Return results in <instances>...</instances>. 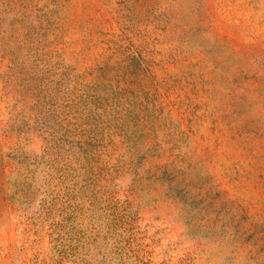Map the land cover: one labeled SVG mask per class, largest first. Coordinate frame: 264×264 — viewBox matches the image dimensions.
<instances>
[{
	"label": "rangeland",
	"instance_id": "1",
	"mask_svg": "<svg viewBox=\"0 0 264 264\" xmlns=\"http://www.w3.org/2000/svg\"><path fill=\"white\" fill-rule=\"evenodd\" d=\"M0 264H264V0H0Z\"/></svg>",
	"mask_w": 264,
	"mask_h": 264
}]
</instances>
